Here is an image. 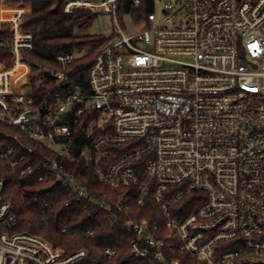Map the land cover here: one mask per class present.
Listing matches in <instances>:
<instances>
[{
  "label": "built area",
  "instance_id": "1",
  "mask_svg": "<svg viewBox=\"0 0 264 264\" xmlns=\"http://www.w3.org/2000/svg\"><path fill=\"white\" fill-rule=\"evenodd\" d=\"M142 2L65 3V14L114 20L86 73L76 67L80 51H61L59 71L33 73L22 54L34 49L33 33L23 29L24 12L13 14L12 34L0 41L14 57L11 67L0 62V160L13 179L35 175L45 186L42 215L61 183L86 212L129 218L135 259L264 264V0H177L159 13L150 0L137 19ZM79 164L110 192H92ZM4 187L2 180L0 264H86L85 248L66 254L14 232L18 210ZM149 201L164 236L134 213ZM116 254L107 248L103 263Z\"/></svg>",
  "mask_w": 264,
  "mask_h": 264
},
{
  "label": "trees",
  "instance_id": "2",
  "mask_svg": "<svg viewBox=\"0 0 264 264\" xmlns=\"http://www.w3.org/2000/svg\"><path fill=\"white\" fill-rule=\"evenodd\" d=\"M9 5L31 6V11L24 19L23 29L34 36V49L24 51L23 59L28 62L33 73L42 68L59 71L62 66L56 61L61 51H80L83 56L78 59L77 68L87 72L93 59L105 46L108 37L99 35L83 36L79 32L86 31L97 15L88 11L77 10L65 14L63 9L68 0H5ZM152 9L150 0H143L141 6L134 10L137 19H142ZM12 26H0V41L11 36ZM13 55L9 48L0 45V62L6 67L13 64ZM72 169L73 167L70 166ZM82 172L92 192L107 191L110 188L100 183L91 170L82 166H74ZM73 168V169H74ZM35 175L13 179L8 170V163L0 160V181H4V200L10 202L18 210V223L14 232H25L41 236L56 248L72 254L85 248L89 252L86 264H104L103 253L107 248H114L117 254L113 264H150L146 260H138L132 256V243L135 235L129 218L111 220L108 214H95L85 211L86 203L71 198V190L66 184L59 185L52 191V200L56 203L45 215L41 214L45 202L49 201L44 192V185L35 181ZM196 197L187 199L184 204ZM192 207L189 211H195ZM139 218H148L150 223H158L162 235H166L164 220L160 216L157 204L149 201L145 207L133 206ZM151 212L154 215L151 216ZM67 227V232L64 229ZM91 230L94 238L85 233ZM173 243L171 240L169 241ZM179 264H203L186 254H177ZM205 264V263H204Z\"/></svg>",
  "mask_w": 264,
  "mask_h": 264
},
{
  "label": "rangeland",
  "instance_id": "3",
  "mask_svg": "<svg viewBox=\"0 0 264 264\" xmlns=\"http://www.w3.org/2000/svg\"><path fill=\"white\" fill-rule=\"evenodd\" d=\"M5 2L2 3V1L0 0V6L4 4L3 8L4 10H2L3 15L5 16V18L3 20H5L4 23L9 24L10 21L13 18V14L15 12H24V16H27L29 13V8H27L28 6L25 5H9L5 0H3ZM177 0H157L156 3V12L159 13L162 5L164 3L167 2H175ZM7 5V6H5ZM123 27L126 26V21L123 20L122 22ZM114 20L112 18L111 15L105 14V15H98L97 18L93 21V23L90 25V27L84 31V32H79L80 35L83 36H91V35H99V36H103V37H109L114 33ZM128 32V31H127Z\"/></svg>",
  "mask_w": 264,
  "mask_h": 264
},
{
  "label": "crops",
  "instance_id": "4",
  "mask_svg": "<svg viewBox=\"0 0 264 264\" xmlns=\"http://www.w3.org/2000/svg\"><path fill=\"white\" fill-rule=\"evenodd\" d=\"M2 3L5 4V2H4L3 0H2ZM4 4L0 6V26H1L2 24H6V23H4L5 20H3V19L5 18V16L3 15V12H2V10H4L3 8H5V7H4ZM5 6H7V5H5ZM27 8H29V12H30V11H31V6H28ZM28 14H29V13H28ZM12 16H13V15H12Z\"/></svg>",
  "mask_w": 264,
  "mask_h": 264
}]
</instances>
